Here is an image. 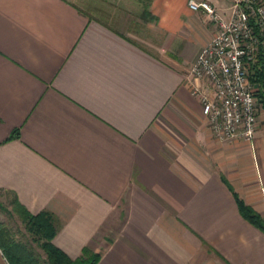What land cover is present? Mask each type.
Listing matches in <instances>:
<instances>
[{"label":"crops","instance_id":"0c3cea01","mask_svg":"<svg viewBox=\"0 0 264 264\" xmlns=\"http://www.w3.org/2000/svg\"><path fill=\"white\" fill-rule=\"evenodd\" d=\"M187 1L0 0V194L44 264L26 214L73 260L264 264L238 205L264 220V145L207 126L189 67L216 25Z\"/></svg>","mask_w":264,"mask_h":264},{"label":"built area","instance_id":"2783aa9c","mask_svg":"<svg viewBox=\"0 0 264 264\" xmlns=\"http://www.w3.org/2000/svg\"><path fill=\"white\" fill-rule=\"evenodd\" d=\"M187 4L202 9L216 25L189 67L190 76L204 80L206 87L192 86L191 92L216 138L251 143L259 114L251 73L258 55L264 57V0H231L227 17L205 0Z\"/></svg>","mask_w":264,"mask_h":264},{"label":"trees","instance_id":"16d2710c","mask_svg":"<svg viewBox=\"0 0 264 264\" xmlns=\"http://www.w3.org/2000/svg\"><path fill=\"white\" fill-rule=\"evenodd\" d=\"M251 81L258 86L257 98L264 106V57L258 55L251 73ZM241 213L255 223H260L264 230V220L251 211L238 200ZM26 230L37 242V245L46 254V264H96L99 254L89 248H83L82 254L77 259H70L67 255L56 248L51 239L55 234V228L50 219L42 214L22 217ZM0 248L10 264H44L36 255L28 243L15 238L12 230L3 222H0Z\"/></svg>","mask_w":264,"mask_h":264},{"label":"rangeland","instance_id":"374dc122","mask_svg":"<svg viewBox=\"0 0 264 264\" xmlns=\"http://www.w3.org/2000/svg\"><path fill=\"white\" fill-rule=\"evenodd\" d=\"M148 47L150 48V46ZM256 124L257 127L261 129L258 133H254L252 143L253 145H257V143L262 142V144L264 145V110H261L259 112ZM0 203L5 207V210L0 208V222L5 223L12 230L18 232L17 236L21 237V235L19 234V231L23 232L22 227H20L21 223L18 215L11 208V200L9 198H5L0 194Z\"/></svg>","mask_w":264,"mask_h":264}]
</instances>
